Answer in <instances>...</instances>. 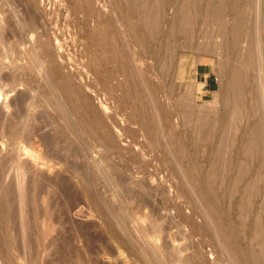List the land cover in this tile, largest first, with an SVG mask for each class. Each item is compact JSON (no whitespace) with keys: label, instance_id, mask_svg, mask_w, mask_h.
<instances>
[{"label":"rangeland","instance_id":"rangeland-1","mask_svg":"<svg viewBox=\"0 0 264 264\" xmlns=\"http://www.w3.org/2000/svg\"><path fill=\"white\" fill-rule=\"evenodd\" d=\"M130 1L0 0V27H2L0 41H2L1 38L4 39L0 42V55H2L0 62L6 57H15L20 54L19 63L24 67V80L28 79L29 85H27L28 88L26 85H21L14 89L13 71L9 66V69L7 66V68L5 66L0 68V111H4L1 113L5 121L0 127V155L9 154L10 150L18 145L19 149L21 148L22 157L19 160L23 161V165L25 164L24 177L26 178L24 179L28 180L30 174L37 170L49 179L46 181L48 186L45 192L36 196L35 204L33 201L23 207L18 203L33 190L24 191L22 194L17 193V187H15L17 184L12 177L15 172V163L10 166V173L8 172V175L6 174L2 179L4 181H1L3 183L0 185V264H264V233L261 237L255 235L256 226L264 229V155L257 153L255 160L248 161L251 174L254 175L250 174L244 184L247 185L248 192L242 188L239 193L237 192L238 194L236 192L231 195L224 194L222 189L228 185L227 179L211 175L213 164L210 155L214 151H212L213 145L222 136L218 133L220 127L217 122H214L216 124L214 126L210 124L206 129L200 126L203 123L201 117L205 114L206 118L213 115L211 111L209 114L206 112L209 110L204 109L203 104L212 101V96L218 91L221 82V75H219L221 68L216 57L206 53L213 49V51L218 50L220 47L218 42L220 43L221 38L219 39L218 34L223 33L225 39L229 37L227 35L233 34L235 28L230 27V24L233 25L235 21L236 10H226L224 20H221L210 12L207 13L211 16L206 13L205 0H201L203 4L197 0L198 3L191 7L193 9V12L190 10L192 13H189L191 17L180 23L181 29V26L178 27L180 24L174 26L172 17L174 9L183 0H173V2L168 0L169 7L167 3L160 4L159 0H151V2L146 0L149 6L158 4L160 8L164 9L163 6L166 8V11H163V16L165 15L163 25L166 28L163 27L167 31V36H163L162 39L160 35L157 38L155 37L157 35L154 38L148 35L149 30L146 25H142V21L139 20L141 18L132 14L131 9L134 5ZM142 1L137 0L136 4H141ZM199 5H203L201 10ZM239 9L244 11L246 20H243L241 25L242 32L245 31L240 41L242 45L239 43L242 55L236 59L242 62L250 57L246 69L252 71L255 64L259 62L260 73L264 74V0H240ZM128 13H131V16ZM193 13L196 15L194 16ZM211 18L213 23L209 22ZM225 18H227L226 21ZM214 20L217 22L214 23ZM218 21L221 22L220 27ZM134 24L139 25L143 33L147 30L144 33L147 38L154 39L152 41L146 38L144 44L146 47L138 44L131 34L130 26ZM176 27H178L177 30ZM178 29L179 32H177ZM222 29L227 33L224 30L221 33L217 32ZM175 30L176 32H173ZM106 31H108L107 36L104 35ZM211 33L213 37L218 38L212 39L211 36L212 43L208 39ZM20 34H24V41L15 45ZM206 36L209 37L206 39ZM161 39L163 44L160 43ZM173 39L178 42L176 43ZM226 40L231 42L232 36ZM156 41L157 45H155ZM180 41L192 44L183 46L181 44L184 43ZM152 42L154 44H151ZM203 43L207 48L209 44L213 45L209 47L210 50L208 48V51L206 47H202L201 50ZM216 43L219 47H215ZM160 44L163 45V47L160 46L164 51L162 53L159 51ZM140 45L143 47H138ZM185 47L189 50H185ZM128 48L133 50L127 51ZM174 50L177 52L174 53L175 55H173ZM125 51L132 52V55ZM112 52L119 54L120 58H112ZM228 52L227 55L231 56L230 50ZM5 53L6 55H3ZM158 53L166 65L162 66V63H159V66L154 69L155 72L157 71L158 78L161 79H158L154 86L159 84L158 87L165 92L153 94L154 86L150 91L151 86L145 88L143 79L139 81L137 76L141 79L143 77L140 72L149 73L148 70L155 59L152 56ZM135 55L136 59H134ZM129 56L131 59H128ZM52 59L57 62L50 65ZM104 59L108 62L103 65ZM229 59L232 65L235 64V58L232 59L231 56ZM9 63L10 61L8 63L6 61V64ZM149 64L150 66H147ZM106 65L107 67L104 68ZM135 65L139 68L135 69ZM144 65L148 70L144 68ZM102 66L106 69L104 72ZM169 67H172L173 71L169 70ZM165 69L169 70V74H166ZM230 69L227 67L226 71ZM56 72L71 74L78 82L76 83L78 89L81 88L79 94H83L89 104L84 106L82 102L70 104L72 94H63L62 90L54 84L53 75ZM204 72L210 73V79H213L215 83L213 89L208 92H205L206 89L203 88L201 74ZM172 73H175L174 76ZM167 76L169 78L166 79ZM126 79H128L127 82ZM31 80L34 84L29 82ZM159 82L164 85L161 87ZM261 82V85H264V80ZM125 83L129 86L125 87ZM170 83H174L175 88L170 86L172 85ZM62 85L64 89L68 87L67 84ZM44 87H51L52 91L48 89L45 91ZM186 87L194 89L195 96L193 97L192 92L191 99L183 97ZM169 88L174 90H168ZM40 90L42 94L39 96ZM25 93L29 101H25L24 104H29L24 107L31 105L32 109L33 106L38 107L31 111L36 115L33 126L36 131H34V140L38 142V145L31 144L30 129L23 127L22 130L19 129L21 134L17 139L18 143L10 137L9 121L16 117L20 106L18 97ZM261 93L263 105V91ZM162 94L167 96L164 95V97ZM140 96L142 100L139 99ZM162 99L166 101L163 102ZM184 99L187 102L190 100L189 107L192 103L196 107H194V115L192 111L188 113L183 109V105L187 106ZM146 100L149 103L161 100L160 103H163V106L170 105L167 106L168 109L164 106V109L160 111L163 112L164 118L159 119L162 117L159 111V114H156L157 111L154 108L157 103L149 105ZM179 102L182 104H178ZM36 104L39 105L36 106ZM145 107L150 108L146 110ZM151 109L154 114H151ZM198 111L201 113L200 117H198L199 113H197L198 116L195 115ZM223 112L224 109H220L219 113ZM183 113L184 116L194 117L190 119L188 116V120L183 118ZM262 118L264 122V109ZM193 119L201 121L197 120L195 122L197 124H194ZM186 120L193 123H186ZM209 120H211L210 123L214 121L213 118ZM194 126H197L196 130ZM214 127L215 130H213ZM45 136L48 137V141H42ZM49 152L56 155L51 162L44 160ZM58 160H61V163ZM30 166L33 168L31 169ZM8 182L14 185L12 187L16 190V193L14 190L15 195L13 193L10 198L16 203L15 219L11 223L13 225H10L12 231L8 230V224L1 218L3 189L8 187ZM46 192H51L50 202L46 200L47 197L44 199ZM245 192L246 194L242 195ZM44 201L49 203L44 204ZM260 218L261 226L260 223L258 224Z\"/></svg>","mask_w":264,"mask_h":264},{"label":"bare ground","instance_id":"bare-ground-1","mask_svg":"<svg viewBox=\"0 0 264 264\" xmlns=\"http://www.w3.org/2000/svg\"><path fill=\"white\" fill-rule=\"evenodd\" d=\"M140 1H142V0H140ZM150 2H151V0H149ZM158 1V0H157ZM159 1H161V3L160 4H168V2H170V1H168V0H159ZM201 1V0H200ZM204 1V0H203ZM203 1H201V3L200 4H203ZM78 2V1H77ZM131 2V4L132 5H134V7H132V9H131V12H132V14L134 15V16H137V17H139V18H141V19H139L140 21H142V25H146L147 26V30H149V33H148V35H151V37L153 36V38H154V36L155 35H157V36H155L156 38L160 35V36H162V39H163V36H165L166 34H167V31H166V27L163 25V24H165V22H164V16H163V11L166 9L165 8V6H163L164 7V9H162V8H160L159 6H158V4H156V6H149V3L145 0V1H142L143 3H141V4H136L137 3V0H131L130 1ZM172 2H173V0H172ZM181 1H179V3H180ZM91 3V2H90ZM154 3H156V1L154 2ZM196 3H198L197 2V0H183L175 9H174V13H173V24H174V26L176 25L177 26V24H182V22L184 21V20H186L188 17H189V13H192L193 12V9H191V7L193 6V5H196ZM170 4V3H169ZM169 4H168V7H169ZM172 4V3H171ZM178 4V3H177ZM204 4H205V7H206V9H205V11H206V13L207 12H210L212 15H214L215 17L216 16H218V18L219 19H221V20H224L223 19V17H225L224 16V14H225V12H226V10H231V9H235L236 11H235V13L237 14V16H236V18H235V21H233V25H231L230 24V27L231 26H234V28H235V30L233 31V34L232 35H227V36H229L230 38H231V36H232V41L231 42H228V40H226L227 38H229V37H227L226 39L224 38V36L225 35H223V33H222V35H219L218 34V37H219V39L221 38V41H220V43L218 42V38L216 37V36H214L213 37V33H211L212 35H210V38H208L207 36H206V39L208 38L209 39V41L211 42V36H212V39H214L215 37L217 38L216 40H217V42H218V44H219V46L217 45V43L214 45L215 47H219L218 48V50H215V51H213L214 49V47L212 48L213 50H211V51H208V48L209 47H211V45H213V44H209V47L207 48L205 45H204V43H205V39H204V43H203V46H197V47H200L201 48V50H202V47H206L205 49H207V55H213L214 57H216V59H217V63H218V65L220 66V68H221V72H219V70H218V72H219V75H221V77H220V79H221V82H220V85H219V89H218V91L217 92H215L214 93V95L212 96L213 97V99H212V101H210V102H206V104H203V105H205L204 106V109H207V110H209V111H206L208 114L210 113V111L211 112H213L212 114V116H208V114H207V118H206V114H205V116L204 117H201V118H203V121H201L200 119H193V120H195L194 121V124H197V123H195L197 120L199 121H201V122H203L202 123V125H200L201 127H202V129H203V127H204V129H206V127H209V125L210 124H212L213 126L214 125H216L215 123L217 122V125L220 127V131H218L219 129V127L217 128L218 130V133H219V135H221L222 134V136H221V138H220V140L217 138V140H219L216 144H214L213 146V149H212V151H213V153H212V155H210V157H211V161H212V164H213V167H212V170H211V175L212 176H219L220 178H222V179H227L226 180V182L228 181L229 183H228V185L225 183V185H227L224 189H222L223 190V192L222 193H224V194H232V193H239V190H241L242 188H244L245 190H246V192H248V188H247V185L245 186L244 184H246V182H247V179L249 178V176H250V174H251V170H250V168H249V166H248V161H253V160H255V157H256V154L257 153H260L259 155H264V122H263V118H262V110L264 109V107H263V105H262V100H261V98H262V96H261V92L263 91V94H264V85H261V80H264V74L263 73H260V64H258V63H254L255 64V66H254V68H253V70L252 71H250L249 69H246L247 68V63H249L250 62V57L249 58H245L244 60H242V62H239V60H237L236 58H238L239 57V55H242V51H241V53H240V48H239V43H240V41H242L241 39H242V35H243V33L245 32L244 30V32H242V27H241V25L243 24V20H246V19H244V15L245 14H243L244 13V11L242 12L239 8H240V0H219V2H215V0H205L204 1ZM92 5V4H91ZM242 5V4H241ZM97 6V5H96ZM158 6V7H157ZM201 6H203V5H201ZM200 5H199V10H201V7ZM196 7V6H195ZM198 8V7H197ZM95 9V8H94ZM190 10H192V12L190 11ZM195 10H196V8H195ZM194 10V11H195ZM89 11V10H88ZM104 11V10H103ZM166 11V10H165ZM197 11H198V9H197ZM107 12V11H106ZM195 13L197 14V12L195 11ZM129 14V13H128ZM194 14V13H193ZM196 14H194V16L196 15ZM199 14V13H198ZM207 14H209V13H207ZM211 14H209L210 16H211ZM130 16H131V13L129 14ZM208 15V17L210 18V16ZM226 15V14H225ZM92 16V15H91ZM213 16V17H214ZM227 16H228V14H227ZM191 17V16H190ZM189 17V18H190ZM207 17V19H209ZM214 17V18H215ZM126 18H128V17H126ZM130 18V17H129ZM166 18V17H165ZM171 18V17H170ZM193 18V17H192ZM199 18V17H198ZM228 18V17H227ZM227 18H225V21H226V19ZM132 19V18H131ZM212 19L213 18H211V21H209V22H212ZM232 19V18H231ZM190 20V19H189ZM188 20V22H190ZM197 20V19H196ZM127 21H128V19H127ZM168 21H169V18H168ZM171 21V20H170ZM171 21V22H172ZM193 21V20H192ZM198 21V20H197ZM170 22V23H171ZM206 22H207V20H206ZM208 22V23H209ZM217 22V21H216ZM215 22V20H214V23H216ZM227 22H228V20H227ZM136 23V22H135ZM140 23V22H139ZM169 23V22H168ZM169 23V24H170ZM193 23V22H192ZM205 23V22H204ZM213 23V22H212ZM221 23V22H220ZM219 23V21H218V25L220 24ZM102 24V23H101ZM106 24V23H105ZM132 24V23H131ZM167 24V23H166ZM172 24V25H173ZM179 25L178 27H180L181 29H182V25ZM184 24V23H183ZM194 24H196V23H194ZM108 25V24H107ZM214 25V24H213ZM217 25V24H216ZM221 25V24H220ZM220 25H219V27H220ZM224 25H226V24H224ZM110 26V25H109ZM139 25H137V24H134V25H131L130 26V31L132 32L131 34H133V36H134V38H135V40L136 41H138L137 43L139 44H142L143 46H144V44L146 43V34L144 35V33L147 31V30H145L144 31V33H143V31L142 30H140V27H138ZM165 28H164V27ZM168 26V25H167ZM191 26V25H190ZM192 26H194V25H192ZM198 26V25H197ZM204 26V25H203ZM223 26V25H222ZM221 26V27H222ZM227 26V25H226ZM111 27V26H110ZM178 27H176V30H177V28ZM189 27V26H188ZM209 27V26H208ZM208 27H207V29H208ZM211 27H213V26H211ZM0 28H2V27H0ZM113 28V27H112ZM179 28V29H180ZM210 28V27H209ZM223 28H226V27H223ZM229 28V27H228ZM104 29H106V28H104ZM142 29V28H141ZM144 29V28H143ZM170 29V27L168 28V30ZM171 29H173L174 30V28L173 27H171ZM179 29H178V31L177 32H179ZM192 29H193V27H192ZM206 29V30H207ZM214 30H216V28H213ZM219 29V28H218ZM221 29V28H220ZM244 29V28H243ZM4 30V29H3ZM176 30L175 31H173V32H176ZM194 30V29H193ZM197 30V29H196ZM204 30V29H203ZM224 29H222L221 31L220 30H217V32H222ZM0 31H1V29H0ZM171 31V30H170ZM208 31H210V29H208ZM207 31V32H208ZM224 31H226V30H224ZM223 31V32H224ZM5 32V31H4ZM107 32L108 31H106V33L104 34V35H106L107 36ZM118 32V31H117ZM122 32V31H121ZM126 32V31H125ZM195 32V31H194ZM216 32V31H215ZM215 32H214V35H215ZM168 33H169V31H168ZM209 33V32H208ZM226 33H227V31H226ZM254 33V32H253ZM229 34H231V33H229ZM21 36H19L18 38H17V40H16V42H15V45H19V44H21L24 40H23V36H24V34H20ZM124 35V34H123ZM171 36H172V34H170ZM170 35H168V37L170 36ZM175 35V34H174ZM173 35V36H174ZM208 35V34H207ZM2 36V35H1ZM167 36V35H166ZM105 37V36H104ZM117 37V36H116ZM123 37H125V36H123ZM244 37H245V34H244ZM122 38V37H121ZM167 38V37H166ZM166 38H165V40H166ZM175 38V37H174ZM255 38V37H254ZM2 39V41L4 40L3 38H1ZM33 39V38H32ZM147 39H150V38H147ZM159 39V38H158ZM162 39L160 40V43H162ZM169 39V38H168ZM183 39H185V38H183ZM198 39V38H197ZM106 40H108V39H106ZM150 40H154V39H150ZM172 40V39H171ZM170 40V41H171ZM216 40H215V42H216ZM231 40V39H230ZM229 40V41H230ZM2 41H0V42H2ZM149 41V40H148ZM164 41V40H163ZM173 41H176L175 39H173ZM185 41V40H184ZM184 41L182 42V41H180V42H182V43H184ZM187 41H189V39L187 40ZM192 42H193V38H192V40H191ZM202 41H203V38H202ZM158 42H159V40H158ZM157 41L155 42V45H157V43H158ZM166 42H168V41H166ZM178 41H176V43H177ZM186 42V41H185ZM200 42V45H202L201 43V41H199ZM213 42V41H212ZM211 42V43H212ZM214 42V43H215ZM4 43V42H3ZM106 43V42H105ZM173 43V42H172ZM198 43V42H197ZM242 43V42H241ZM240 43V44H241ZM101 44V43H100ZM151 44H154L153 42L151 43ZM163 44V43H162ZM164 44H166L167 45V43H164ZM171 44V43H170ZM170 44H168L169 46H172V45H174V44H172V45H170ZM179 44H181V43H179ZM179 44H178V48H179ZM185 44H189V43H184V44H181V45H185ZM190 44H192V43H190ZM189 44V45H190ZM180 45V46H181ZM242 45V44H241ZM115 46V45H114ZM143 46H138V47H143ZM147 46H149V45H147ZM160 46H162L163 47V45H159V47ZM165 46V45H164ZM192 46V45H191ZM208 46V45H207ZM257 46V45H256ZM144 47H146V46H144ZM150 47V46H149ZM175 47V46H174ZM103 48V47H102ZM134 48V47H133ZM133 48H128V50L127 51H129V49H132L133 50ZM151 48H153V47H151ZM161 48V47H160ZM166 49H168V47H165ZM171 49H172V47H170ZM169 48V49H170ZM175 48H177V46L175 47ZM181 48V47H180ZM199 48V49H200ZM204 48H203V50H204ZM141 49V48H140ZM157 49V48H156ZM183 49V48H182ZM185 50H187L188 48H184ZM183 49V50H184ZM190 49H193V48H190ZM198 49V48H197ZM198 49V50H199ZM253 49H255V47L253 48ZM258 49V48H257ZM144 50V49H143ZM152 50H154V49H152ZM183 50H180V51H183ZM189 50V49H188ZM187 50V51H188ZM209 50H210V48H209ZM230 50V53H232V59H236V62H235V64H231V62H230V60L231 59H229L228 60V58L229 57H231V56H229V55H227V52ZM104 51V50H103ZM116 51V50H115ZM127 51H125V53H131V55H132V52H127ZM141 51V50H140ZM146 51V50H145ZM147 51H149L148 49H147ZM151 51V50H150ZM156 51V50H155ZM159 51H161V53L162 52H164L163 51V49L161 48V50L159 49ZM193 51V50H192ZM195 51V50H194ZM206 51V50H205ZM227 51V52H226ZM258 51V50H257ZM260 51V50H259ZM116 52H118V51H116ZM152 52V51H151ZM154 52V51H153ZM173 52V51H172ZM176 51L174 50V52H173V55H175L177 52H178V49H177V52L175 53ZM184 52V51H183ZM204 52V51H203ZM226 52V53H225ZM245 52V51H244ZM118 53H120V52H118ZM133 53H135V52H133ZM137 53V52H136ZM140 53H142V51L140 52ZM140 53H138V54H140ZM144 53V52H143ZM146 53V52H145ZM144 53V54H145ZM156 53V52H155ZM169 53H171V52H169ZM175 53V54H174ZM199 53H201L200 51H199ZM205 53V52H204ZM229 53V52H228ZM258 53V52H257ZM260 53V52H259ZM258 53V54H259ZM8 54V53H7ZM100 54V53H99ZM122 54V53H121ZM256 54V53H255ZM257 54V55H258ZM3 55H6V53L5 54H3ZM10 55V54H9ZM8 55V56H9ZM125 55V54H124ZM123 55V56H124ZM137 55V54H136ZM136 55L134 56V59H136L137 57H138V55H137V57H136ZM2 55H0V57H1ZM122 56V57H123ZM127 57H128V55H126ZM145 56H149V55H145ZM151 56V55H150ZM164 56H165V54H164ZM171 56H172V53H171ZM261 56V55H260ZM6 57V56H5ZM20 57H21V55L20 54H17L15 57H6L5 59H3L1 62H0V68H2V66H9L10 68H11V70L13 71V76H15V87H14V89H16L18 86H21V85H23V86H25L26 85V87H27V85H28V83H27V80L25 81L24 80V76H23V70H24V67H22L21 65H20ZM99 57V56H98ZM122 57H121V59H122ZM132 57V56H131ZM136 57V58H135ZM142 57V56H141ZM153 57V59H154V57H155V59H154V61H153V63L151 64V66H150V64L149 65H147V66H150V68H149V70H148V68L147 67H145V65H144V68H146L147 70H148V74H144V72L143 73H141L140 72V74H142V77L143 78H141V79H139L138 77L139 76H137V79L140 81V80H142L143 82H144V84H145V88H147V87H150V88H148V89H150V91L152 90V86H154V84L157 82V81H159V80H161V79H159L158 78V76H157V74H156V72H155V68H157V66H159V63H162V66L165 64L164 63V61L160 58V56H159V53H158V55L156 54V55H154V56H152ZM177 57V56H176ZM182 57V56H181ZM180 57V58H181ZM246 57H247V55H246ZM3 58V57H2ZM95 58V57H94ZM112 58H114V59H119L120 58V55L119 54H117V53H114L113 54V52H112ZM147 57H145V59H146ZM151 58V57H150ZM128 59H131L130 58V56H129V58ZM134 59H132V60H134ZM142 59H143V57H142ZM152 59V58H151ZM152 59V60H153ZM165 59V58H164ZM169 59H172V58H169ZM173 59L175 60V58L173 57ZM172 59V60H173ZM10 61V63L9 64H6V61H7V63ZM90 60V59H89ZM99 60V59H98ZM131 60V61H132ZM140 60H141V58H140ZM144 60V59H143ZM142 60V61H143ZM150 60V59H149ZM148 60V61H149ZM258 61H259V59H257ZM126 61V60H125ZM137 61H139V60H137ZM141 61V64L143 63ZM147 61V60H146ZM171 61V60H170ZM57 61L54 59H52L51 60V62H50V65H53V64H55ZM101 62V61H100ZM106 62H108V60L106 59H104V62H102L103 63V65L106 63ZM233 62V61H232ZM255 62H257L256 60H255ZM111 63V62H110ZM125 63V62H124ZM132 63V62H131ZM135 64H137V66L139 65L137 62H134ZM145 63V62H144ZM147 63V62H146ZM149 63V62H148ZM147 63V64H148ZM151 63V62H150ZM170 63V62H169ZM170 64H172V62L170 63ZM31 65V67H32V64H30ZM107 65H109V64H107ZM107 65L106 66H104V68H106L107 67ZM121 65V64H120ZM130 65V64H129ZM131 65H134V64H131ZM130 65V66H131ZM166 65V64H165ZM174 65V64H173ZM136 66V65H135ZM134 67L135 69H137V68H139V67ZM140 66V65H139ZM161 66V67H162ZM172 66V65H171ZM6 67V68H7ZM9 67H8V69H9ZM30 67V66H29ZM118 67V66H117ZM127 67V66H126ZM129 67V66H128ZM141 67H143V66H141ZM140 67V68H141ZM165 67V66H164ZM167 67H168V65H167ZM173 67V66H172ZM171 67V68H172ZM175 67V66H174ZM173 67V68H174ZM227 67H229V68H231L229 71H226V68ZM250 67V66H249ZM4 68V67H3ZM5 68V69H6ZM125 68V67H124ZM130 69H131V67H129ZM159 68V67H158ZM163 68V67H162ZM162 68H160V69H162ZM170 67L168 68L169 70L171 69ZM172 68V69H173ZM102 69H103V66H102ZM127 69V68H126ZM126 69H125V71H126ZM135 69H134V71H135ZM143 69V68H142ZM171 69V70H172ZM219 69V68H218ZM104 70H106V69H103L102 71L104 72ZM114 70V69H113ZM122 70V69H121ZM121 70H119V71H121ZM124 70V69H123ZM122 70V71H123ZM132 70H133V68H132ZM145 70V69H144ZM169 70H166L165 69V72H166V74H169L168 72H169ZM128 71H130V70H127V72ZM140 71H143V70H140ZM146 71V70H145ZM161 71H163V70H161ZM160 71V72H161ZM173 71V70H172ZM176 71V70H175ZM102 72V73H103ZM131 72V71H130ZM129 72V73H130ZM137 72V71H136ZM139 72V71H138ZM159 72V73H160ZM164 72V73H165ZM102 73H100V74H102ZM105 73H107V72H105ZM119 73V72H118ZM221 73V74H220ZM7 74V73H6ZM113 74V73H112ZM123 74V73H122ZM160 74H162V72L160 73ZM173 74V73H172ZM175 74V73H174ZM174 74H173V76H174ZM125 75H126V73H125ZM165 75V74H164ZM185 75V74H184ZM3 76V75H2ZM105 76V75H104ZM126 76H128V75H126ZM132 76H133V74H132ZM135 76H136V74H135ZM160 76V75H159ZM162 76V75H161ZM170 76H172V75H170ZM5 77V76H4ZM108 77V76H107ZM163 77V76H162ZM180 77V76H179ZM182 77H184V76H182ZM8 78H9V76H8ZM164 79H165V77H163ZM167 78H169L168 76L166 77V79ZM53 79H54V84H55V86L56 87H59L61 90H62V92H63V94H66V95H71V97H72V99H71V101H70V104L72 103V104H78V103H80L81 104V102H82V104H83V106L85 105V104H89V102H87L88 101V99L83 95V94H79L80 92H79V90L81 89H78L79 87H77L78 85L76 84V83H78V82H76L75 81V79H74V77L71 75V74H69V73H65V72H63L62 74L61 73H58V72H56L54 75H53ZM129 79V78H128ZM128 79H126V82H127V80ZM134 79V78H133ZM135 79H136V77H135ZM159 79V80H158ZM164 79L162 80L163 82H164ZM125 80V79H124ZM123 80V81H124ZM171 80V79H170ZM14 81V80H13ZM78 81V80H77ZM31 84L33 83L34 84V82H32V80L31 81H29ZM106 82V81H105ZM115 82V81H114ZM133 82V81H132ZM131 82V83H132ZM161 82V81H160ZM159 82V83H160ZM165 82H167L166 80H165ZM14 83V82H13ZM29 83V84H30ZM67 84L68 85V87L66 88V89H64L62 86V84ZM128 83H129V81H128ZM121 84V83H120ZM123 84V83H122ZM126 84V86L125 87H127V86H129V85H127V83H125ZM139 84V83H138ZM158 84V83H157ZM170 84H172V85H170V86H173V88H175L174 87V83H170ZM263 84H264V82H263ZM77 85V86H76ZM80 86H81V84H79ZM134 85H136V84H134ZM159 85V84H158ZM158 85L157 86H154V88H153V90H152V93L153 94H155L156 92H158V93H160V92H163L164 90H162L161 91V89L162 88H160V87H158ZM161 85H164V83L163 84H161L160 83V86ZM165 85H168V84H166L165 83ZM29 86V85H28ZM33 86V85H32ZM143 86V85H142ZM169 86V87H170ZM122 87H123V85H122ZM162 87V86H161ZM165 88H166V86H164ZM163 87V88H164ZM190 87V86H189ZM187 88V90H186V92L184 91V93H185V96L183 95V97H186V99H189L195 92H193L194 91V89H192V87L191 88ZM28 88V87H27ZM45 88V87H44ZM118 88H119V86H118ZM134 88V87H133ZM142 88H144V87H141V89ZM144 88V89H145ZM164 88V89H165ZM50 90V91H52V88L51 87H46L44 90L46 91V90ZM54 89V88H53ZM120 89V88H119ZM132 89V88H131ZM172 89V88H171ZM170 88L168 89V90H171ZM190 89H192V91L190 90ZM43 90V89H42ZM44 90H43V92L42 93H44ZM109 90V89H108ZM128 90V89H127ZM165 90H167V88L165 89ZM172 90H174V89H172ZM112 91V90H111ZM125 91V90H124ZM141 91V90H140ZM143 91V90H142ZM41 92V90L39 91V96H40V94H42V93H40ZM105 92V91H104ZM165 92V91H164ZM192 92H193V94H192ZM83 93V92H82ZM113 93V92H112ZM126 93H127V91H126ZM146 93V92H145ZM151 93V92H150ZM169 93V92H168ZM181 93V92H180ZM183 93V94H184ZM28 94V93H27ZM118 94V93H117ZM130 94V93H129ZM131 94H133L132 92H131ZM147 94V93H146ZM171 94V93H170ZM30 95V92H29V94H28V96ZM37 95V94H36ZM126 95V94H125ZM138 95V94H137ZM136 95V96H137ZM141 95V94H140ZM143 95H144V93H143ZM148 95V94H147ZM163 95V94H162ZM165 95V94H164ZM163 95V96H164ZM173 95V94H172ZM182 95V94H181ZM181 95H179V96H181ZM32 96V95H31ZM87 96V95H86ZM127 96V95H126ZM139 96V95H138ZM149 96H152V95H149ZM154 97L156 96V95H153ZM158 96H160L159 94H158ZM165 96H167V95H165ZM164 96V97H165ZM195 96V94L193 95V97ZM106 97V96H105ZM154 97H152V98H154ZM169 97V96H168ZM29 98V97H28ZM90 98V97H89ZM139 98V97H138ZM147 98V97H146ZM150 98V97H149ZM180 98V97H179ZM91 99H92V96H91ZM96 99V98H95ZM108 99V98H107ZM140 100H142L141 99V96H140V98H139ZM145 99V98H144ZM159 99H161V98H159ZM164 99V98H163ZM163 99H162V101H163ZM166 99H168L167 97H166ZM186 99H184V102L186 101ZM191 99V98H190ZM28 99L26 98V93L25 94H22V95H20L19 97H18V103H19V111L17 112V114H16V117L14 116V119H11V121H9V119H8V121H9V124H8V126L10 127V137H11V139L14 141V142H16L17 141V139L19 138V134H21V133H19V129H21L22 127L23 128H25V129H30V132H29V134H30V141H32L31 142V144L32 145H38V142L36 141V140H34V137H35V128H34V126H33V123H34V121H35V119H36V115L34 114V113H32L31 111L35 108H38V107H35V106H33L34 108L32 109L31 108V106H27L26 108L24 107V105H28V104H24L25 103V101H27ZM98 100V99H97ZM96 100V101H97ZM124 100V99H123ZM136 100H138V99H136ZM149 100H151V99H149ZM154 100H156V99H154ZM180 100V99H179ZM178 100V101H179ZM192 100H193V98H192ZM191 100V101H192ZM29 101V100H28ZM27 101V102H28ZM133 101H135V99L133 100ZM147 101V100H146ZM164 101H166V100H164ZM163 101V102H164ZM177 101V102H178ZM181 101V100H180ZM190 100H188V102H189ZM39 102V101H38ZM48 102V101H47ZM91 102V101H90ZM98 102V101H97ZM138 102V101H137ZM145 102V101H144ZM148 102V101H147ZM153 102V101H152ZM155 103H157V105H156V107L154 108L156 111H157V113L156 114H163V112L161 113L160 111H161V109L163 110L164 109V106L166 107V109H168V107L170 106H166V105H164L163 106V103H160L161 102V100L158 102H156V101H154ZM154 102L153 103H151V104H154ZM176 102V103H177ZM182 102V101H181ZM187 102V101H186ZM188 102H187V106L185 105H183V109H185V111H192L193 112V114L192 115H194V110H195V106H193L194 104L192 103V105L191 106H193V107H189L188 106ZM43 103H46V102H43ZM143 103V102H142ZM149 103V102H148ZM149 103V105H151ZM166 103V102H165ZM164 103V104H165ZM170 103V102H169ZM191 102H189V104H190ZM205 103V102H204ZM137 104V103H136ZM167 104V103H166ZM178 104H180V102L178 103ZM182 104V103H181ZM180 104V105H181ZM184 104V103H183ZM9 105V104H8ZM39 104H36V106H38ZM148 105V104H147ZM172 105V104H171ZM75 106V105H74ZM99 106V105H98ZM145 106H146V104H145ZM197 106V105H196ZM9 107V106H8ZM80 107V106H79ZM132 107V106H131ZM151 107H153V106H151ZM180 107V106H179ZM185 107H189V108H185ZM195 107V108H194ZM200 107H202V106H200ZM26 110H25V109ZM147 108H150V107H147ZM147 108L145 107V109L147 110ZM197 108H199V107H197ZM203 108V107H202ZM224 109V112L223 113H219V111H220V109ZM5 109V108H4ZM7 109V108H6ZM34 109V110H35ZM82 109V108H81ZM86 109H87V107H86ZM89 109V108H88ZM143 109V108H142ZM181 109V108H180ZM33 110V111H34ZM83 110H84V108H83ZM119 110V109H118ZM135 110V109H134ZM154 110V111H155ZM199 110V109H198ZM202 110V109H201ZM101 111V110H100ZM103 111V110H102ZM139 111V110H138ZM150 111V110H149ZM151 111H152V113L151 114H154L153 113V110L151 109ZM158 111H159V113H158ZM167 111V110H166ZM184 111V110H183ZM184 111V112H185ZM197 111V110H196ZM1 112H4V111H0V127L2 126V124H4L5 123V121L3 120L4 118H3V116H2V114L3 113H1ZM120 112V111H119ZM140 112V111H139ZM182 112V111H181ZM191 112V113H192ZM103 113V112H102ZM144 113V112H143ZM148 113V112H147ZM150 113V112H149ZM168 113V112H167ZM188 113H190V112H188ZM197 113H199L198 115H197ZM204 113V112H203ZM202 113V114H203ZM174 114V113H173ZM178 114V113H177ZM187 113H185V115H186ZM200 111H198V112H196V114L195 115H197L198 117H200ZM112 115V114H111ZM150 115V114H149ZM148 115V116H149ZM167 115V114H166ZM204 115V114H203ZM152 116V115H151ZM183 116H184V113H183ZM182 116V117H183ZM189 116V115H188ZM188 116H184L183 118H187L188 120H189V118H190V116H189V118H188ZM202 116V115H201ZM9 117V116H8ZM168 117H170V116H168ZM172 117H173V115H172ZM194 116H192L191 118H193ZM12 118V117H11ZM150 118V117H149ZM152 118V117H151ZM156 118H158V116L156 117ZM156 118H154V120H156ZM161 118H164V116L162 115V117H159V119H161ZM190 118V119H191ZM197 118V117H196ZM205 118V119H204ZM210 118H213L214 119V121H213V123H210L211 122V120H209ZM129 119V118H128ZM100 120V119H99ZM137 120V119H136ZM167 120V119H166ZM165 120V121H166ZM7 121V120H6ZM7 121V122H8ZM98 121V120H97ZM126 121V120H125ZM133 121V120H132ZM150 121V120H149ZM156 121H158V120H156ZM162 120H160V122H161ZM164 121V120H163ZM168 121V120H167ZM166 121V122H167ZM210 121V122H209ZM4 122V123H3ZM151 122V121H150ZM173 122V121H172ZM187 122H189V121H187L186 120V123ZM191 123H193V121H190ZM189 122V123H190ZM201 122H199V123H201ZM148 123V122H147ZM151 123H153V124H155L154 122H151ZM151 123H148L149 125H151ZM158 123H159V121H158ZM185 123V121L183 122V124ZM198 123V124H199ZM123 124V123H122ZM159 124H161V123H159ZM127 125H128V123H127ZM156 125H158V124H156ZM163 125H164V123H163ZM167 125V124H166ZM188 125H190V124H188ZM212 125H211V127H212ZM118 126V125H117ZM152 126V125H151ZM154 126V125H153ZM170 126V125H169ZM199 126V127H200ZM165 127V126H164ZM195 127H197V126H194V129H195ZM200 127V128H201ZM22 128V129H23ZM137 128V127H136ZM166 128V127H165ZM193 128V127H192ZM199 128V129H200ZM213 128V127H212ZM21 129V130H22ZM24 129V130H25ZM158 129V128H157ZM164 129V128H163ZM162 129V130H163ZM197 129V128H196ZM195 129V130H196ZM207 129H209V128H207ZM1 130V129H0ZM139 130V129H138ZM153 130V129H152ZM213 130H215V127H214V129ZM35 131V132H34ZM166 131V130H165ZM174 131V130H173ZM201 131V130H200ZM208 131H210V130H208ZM212 131V130H211ZM134 132V131H133ZM195 132V131H194ZM197 132H198V130H197ZM200 133V132H199ZM214 133V132H213ZM0 135H1V132H0ZM194 135H195V133H194ZM210 135H211V133H210ZM214 136H216V133H214L213 134ZM2 136H4V135H2ZM37 136V135H36ZM136 136V135H135ZM134 136V137H135ZM152 136V135H151ZM202 136V135H201ZM213 136V137H214ZM198 137V136H197ZM47 136H45V137H43L42 138V141H48L47 140ZM151 138V137H150ZM200 138V137H199ZM198 138V139H199ZM206 138V137H205ZM211 138V137H210ZM3 139V138H2ZM5 139V138H4ZM201 139V138H200ZM38 140V139H37ZM206 140H208V139H206ZM215 140V139H214ZM202 141V140H201ZM216 141V140H215ZM40 142V141H39ZM17 143H18V141H17ZM45 143H47V142H45ZM50 143V141L48 142V144ZM14 146H16V145H14ZM48 146V145H47ZM50 146H52V145H50ZM212 146V145H211ZM13 147V146H12ZM21 149V148H20ZM20 149H19V147H18V145L15 147V148H12L11 150H10V153L9 154H3V155H0V185H1V183H3V182H1V181H4V180H2V179H4V176H6V174L9 172V169L11 168L10 166L12 165V163L15 165V172L12 174V177L14 178L13 180H15L16 181V184H17V186H15V187H17V193H19V194H22L24 191H31V190H33L32 192H30L28 195H26V196H24V198L25 199H21L20 200V203H18V204H22V207L26 204V205H29L31 202H33L34 201V204H35V200H36V196H38L39 194H42V193H44L45 192V190H46V187L48 186L47 184H46V181H49V179H47L45 176H43V174H41V172H38V170L36 171V172H32V174H30V176H29V178H28V180L27 179H24V178H26V177H24V173H25V170H24V167H25V164L23 165V161L22 160H19V158L21 159L22 157H21V153H20ZM49 149V148H48ZM50 150V149H49ZM184 152V151H183ZM182 152V153H183ZM50 154V155H49ZM49 154L45 157V159L44 160H46L47 162H51L52 161V159L54 158H56V155H54V154H51L50 152H49ZM258 157V156H257ZM261 159V158H260ZM259 159V160H260ZM264 159V158H263ZM58 162H60L61 163V160H58ZM264 162V161H263ZM25 163V162H24ZM255 163V162H254ZM29 164V163H28ZM57 164H59V163H57ZM261 164V163H260ZM26 168H27V164H26ZM30 168H31V166H30ZM32 168H33V166H32ZM31 168V169H32ZM35 168H36V166H35ZM263 168H264V166H263ZM28 169V168H27ZM13 170V169H12ZM29 170V169H28ZM36 170V169H35ZM261 170V169H260ZM24 171V172H23ZM27 172V171H26ZM29 172V171H28ZM31 172V171H30ZM38 172V173H37ZM51 172V171H50ZM10 173V172H9ZM210 173V172H209ZM208 173V174H209ZM8 175V174H7ZM251 175H253V174H251ZM254 176V175H253ZM11 177V178H12ZM211 177V176H210ZM10 178V179H11ZM214 178V177H213ZM216 178H218V177H216ZM252 178V177H251ZM251 178H250V181H251ZM215 179V178H214ZM221 179V180H222ZM255 179V178H254ZM216 180V179H215ZM220 180V179H219ZM219 180H217V181H219ZM261 180H262V178H261ZM9 181V180H8ZM258 181V180H257ZM12 182V181H11ZM254 182V181H253ZM262 183H263V181H262ZM261 183V184H262ZM10 184V185H9ZM13 184V183H12ZM248 184V183H247ZM7 185V184H6ZM244 185V186H243ZM12 186H14V185H11V183H9L8 182V187L6 188V189H3L4 190V194H3V192H2V194H3V204L1 205L2 206V212H1V218H2V220L4 221V222H6L7 224H8V230L10 231L11 229L10 228H12L11 226L13 225H11V223H13V221H14V219H15V215H14V213H16L15 212V204L16 203H14V202H12L11 200H10V198L12 197V195H13V193H14V187H12ZM224 186V185H223ZM250 186V184L248 185V187ZM1 187V186H0ZM3 187V186H2ZM3 188H5V187H3ZM48 190V189H47ZM246 192L245 193H243L242 195H245L246 194ZM15 193H16V190H15ZM15 193H14V195H15ZM47 194L43 197L44 199H46V197L48 198V199H46V200H48L49 202L51 201V199H50V193L51 192H46ZM235 193V194H236ZM237 193V194H238ZM252 193V192H251ZM213 194V193H212ZM211 194V195H212ZM242 195H240V196H242ZM236 196V195H235ZM16 197H17V195H16ZM254 197V196H253ZM233 198V197H232ZM244 199V198H243ZM13 200V199H12ZM15 200H16V198H15ZM1 202V203H2ZM17 202V201H16ZM19 202V201H18ZM45 203L44 204H48L49 202H47L46 203V201H44ZM242 202V201H241ZM33 204V203H32ZM243 207V206H242ZM246 208V207H245ZM35 209V208H34ZM247 211V210H246ZM243 214V213H242ZM243 217V216H242ZM244 218V217H243ZM260 223V226H261V224H262V219L260 218V220H259V222H258V224ZM11 225V226H10ZM256 225H257V223H256ZM263 226V225H262ZM12 231V230H11ZM256 233H255V235H258V236H260L261 237V235L264 233V229H262V228H260V227H257L256 226ZM264 235V234H263ZM259 246V245H258ZM259 264V263H258ZM261 264H263V263H261Z\"/></svg>","mask_w":264,"mask_h":264},{"label":"crops","instance_id":"crops-1","mask_svg":"<svg viewBox=\"0 0 264 264\" xmlns=\"http://www.w3.org/2000/svg\"><path fill=\"white\" fill-rule=\"evenodd\" d=\"M201 75L203 76V88L206 89L205 92L211 91L215 86V83L213 79H210V73L204 72Z\"/></svg>","mask_w":264,"mask_h":264}]
</instances>
